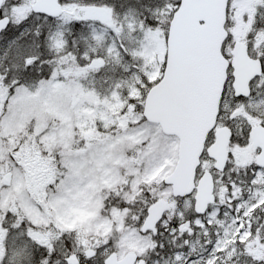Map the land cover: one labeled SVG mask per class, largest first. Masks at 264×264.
<instances>
[{
  "label": "snow or ice",
  "instance_id": "obj_1",
  "mask_svg": "<svg viewBox=\"0 0 264 264\" xmlns=\"http://www.w3.org/2000/svg\"><path fill=\"white\" fill-rule=\"evenodd\" d=\"M0 264H264V0H0Z\"/></svg>",
  "mask_w": 264,
  "mask_h": 264
}]
</instances>
